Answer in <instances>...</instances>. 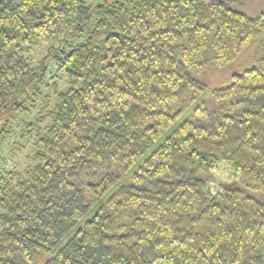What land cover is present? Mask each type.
<instances>
[{
  "label": "trees",
  "instance_id": "16d2710c",
  "mask_svg": "<svg viewBox=\"0 0 264 264\" xmlns=\"http://www.w3.org/2000/svg\"><path fill=\"white\" fill-rule=\"evenodd\" d=\"M252 1L0 0V141L27 116L32 149L0 180V264H264V37L197 79L258 40ZM220 161L240 185L213 193Z\"/></svg>",
  "mask_w": 264,
  "mask_h": 264
},
{
  "label": "rangeland",
  "instance_id": "374dc122",
  "mask_svg": "<svg viewBox=\"0 0 264 264\" xmlns=\"http://www.w3.org/2000/svg\"><path fill=\"white\" fill-rule=\"evenodd\" d=\"M102 1L103 0H87V5H95L101 3ZM260 2H261L260 0H254L250 2L251 5L253 6L252 9L254 10V12L250 14H255L260 10L261 8ZM247 9L250 10V8ZM87 29H88L87 27L84 28L83 31L79 32L75 36H81V37L86 36ZM263 37H264V31L259 36L258 40L255 43H253L239 59H237L228 67L222 69L209 67L205 75L197 79L205 86L207 91L228 85L232 80V75L239 73L240 70L246 66V64H241L240 66H238L242 57L243 56L247 57L246 55L252 52V50L256 47V45ZM81 39L82 38L75 39V41ZM55 45L56 42L51 38H38L34 41V44L30 49V51L26 54V57L31 61V63H35L37 61V58L47 51L48 47ZM49 66L50 68L47 77H52L53 75L52 64L49 63ZM53 80L57 83L58 77L57 76L53 77ZM206 98H209V94L207 92H205L197 100H195V102L191 105V107L188 108L185 114L179 117L175 121V123L160 137V139L154 144V146L147 152V154L141 157L137 161V163L127 172V176L128 174L130 175L142 162V160L150 152H152L164 140V138L168 136V134L173 129H175L182 122V120L188 115V113H190V111H192L194 107L203 103ZM23 118L25 120H29V117L27 116H24ZM24 119H22V116L17 115L11 121V125H10V130L12 131L11 134L9 135V137L3 139V141H0V180L2 177H4L7 174V172H21L28 164V155H30L32 149H30V147L27 146L25 140H22L20 138L21 123ZM197 176L200 179L205 180V188L213 193L225 190L229 187L236 188L240 185V178L238 177L236 172L232 169L231 165L226 161H220L215 165V167L211 168L209 171L200 172L197 174ZM248 194L253 198L264 201V194L255 193V192ZM51 256L52 253L46 255L44 257V260H47Z\"/></svg>",
  "mask_w": 264,
  "mask_h": 264
}]
</instances>
